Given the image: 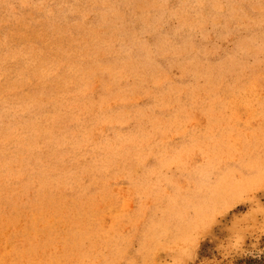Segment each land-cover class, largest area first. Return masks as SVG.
Wrapping results in <instances>:
<instances>
[{"label": "rangeland", "instance_id": "obj_1", "mask_svg": "<svg viewBox=\"0 0 264 264\" xmlns=\"http://www.w3.org/2000/svg\"><path fill=\"white\" fill-rule=\"evenodd\" d=\"M0 264H264V0H0Z\"/></svg>", "mask_w": 264, "mask_h": 264}]
</instances>
